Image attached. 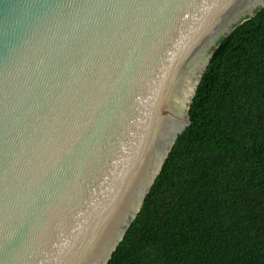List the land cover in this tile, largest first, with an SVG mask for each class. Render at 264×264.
I'll return each mask as SVG.
<instances>
[{"label":"water","instance_id":"water-1","mask_svg":"<svg viewBox=\"0 0 264 264\" xmlns=\"http://www.w3.org/2000/svg\"><path fill=\"white\" fill-rule=\"evenodd\" d=\"M264 0H0V264H108L221 40Z\"/></svg>","mask_w":264,"mask_h":264},{"label":"trees","instance_id":"trees-1","mask_svg":"<svg viewBox=\"0 0 264 264\" xmlns=\"http://www.w3.org/2000/svg\"><path fill=\"white\" fill-rule=\"evenodd\" d=\"M108 264H264V8L215 51Z\"/></svg>","mask_w":264,"mask_h":264}]
</instances>
